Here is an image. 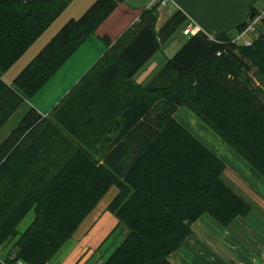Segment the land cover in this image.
<instances>
[{
	"label": "trees",
	"instance_id": "16d2710c",
	"mask_svg": "<svg viewBox=\"0 0 264 264\" xmlns=\"http://www.w3.org/2000/svg\"><path fill=\"white\" fill-rule=\"evenodd\" d=\"M69 0H0V129L92 35L122 0H94L14 76L2 78ZM158 3L111 41L46 114L30 107L0 141V247L7 264H47L108 190L106 210L127 233L102 264H172L192 223L220 225L249 205L221 178L226 167L176 120L185 106L264 177V18L233 42L256 11L209 39L198 32L145 84L134 75L179 27L180 10L156 29ZM31 223L17 234L30 211ZM15 238L12 244V240ZM14 254V259L9 256Z\"/></svg>",
	"mask_w": 264,
	"mask_h": 264
},
{
	"label": "crops",
	"instance_id": "0c3cea01",
	"mask_svg": "<svg viewBox=\"0 0 264 264\" xmlns=\"http://www.w3.org/2000/svg\"><path fill=\"white\" fill-rule=\"evenodd\" d=\"M93 1L69 0L60 15L2 74L4 81L11 83L14 76L64 23L70 18L81 16ZM254 1L170 0L166 5L158 6L156 29L162 26L172 11L181 10L186 18L196 22L202 31L219 33L244 21ZM154 3H156L155 0H122L117 3L112 12L98 25L95 32L87 37L62 64L56 72L59 73V76L55 78L56 80L50 78L48 79L51 81L49 83L57 85V88L62 85V90L65 91L102 55L106 49L103 37L109 38L111 41L116 40L124 30L138 19L143 9ZM48 81L42 87H46ZM52 81H55L56 84ZM64 82H68V84L63 87V84H66ZM47 100H49L48 97L42 102L36 96L25 99L7 121L16 117L13 122L18 123L30 107H34L41 114H46L51 109V105H47ZM8 132L9 129H6L0 135V141ZM223 161L226 167L221 175L222 180L249 205V211L245 215L236 216L226 226L220 225L208 214L200 216L192 223L191 234L186 237L176 251L168 255V260L172 264H231L234 261L245 264H264V177L233 151L224 155ZM95 211L97 210H93L82 221L80 227L86 226L85 229H87L91 221L87 223L86 221L91 215V220L97 219L96 223L104 212H108L102 207L98 209L97 213ZM105 216L110 218L111 224L116 225L117 220L110 212L109 214L106 213ZM92 227L90 226V229ZM109 253L106 252L105 258ZM81 255L82 258L77 264H82L87 252H56L49 262L50 264H73ZM104 260H101L99 264H102Z\"/></svg>",
	"mask_w": 264,
	"mask_h": 264
},
{
	"label": "rangeland",
	"instance_id": "374dc122",
	"mask_svg": "<svg viewBox=\"0 0 264 264\" xmlns=\"http://www.w3.org/2000/svg\"><path fill=\"white\" fill-rule=\"evenodd\" d=\"M155 1L156 3L154 4H157V0ZM169 2L170 0H168L167 3ZM158 6H162V5H158ZM253 6L256 8V11L257 9L258 10L264 9V0H255L253 2ZM250 15H253L252 16L253 18L255 16V13L253 12ZM186 22L187 24L185 25V27L188 24H192L193 28L197 29L196 30L197 32H195L194 34L198 32H203L206 34V36L209 39L214 38V35H213L214 33L202 31L201 27L196 22H194L192 19H187ZM184 28L183 27L177 28L173 32V34L161 44L159 50L156 51L154 57H152L148 61V63L145 64L142 67V69H140L134 75V79L137 82H141L143 84L147 83L150 77L159 68L162 67V65L165 62V58L172 56L179 49V47L183 44V42L187 38V36L182 35V30ZM253 36H256L255 32L254 34L253 33L247 34V37L249 38H252ZM56 76H59V73H55L52 77H50L51 80H56L55 79L57 78ZM77 81L78 80L73 82L65 91L62 90V85L59 86V88H57V85H53L52 83H49L51 81H48L46 87H41V89H39L33 96H36V98H38V100H41L42 102L45 101L48 97L49 100H47V105L49 106L51 105L50 107H52L69 90V88L73 86ZM52 82L56 84L55 81H52ZM67 84L68 82L66 84H63V87L64 85H67ZM174 116L176 120H178L190 132H192L201 141H203L208 147H210L221 158L224 159V155H227L228 153L232 151L234 152V150H232L210 127H208L203 121L199 120L195 116V114L191 112L185 106L179 107L175 111ZM15 119H11V121H7V123L4 124V126L0 129V135L3 134L6 129L7 130L9 129L10 131L13 128V126L16 125L15 123L17 122L15 123L13 122ZM115 193H116V187L112 186L108 190V192L104 195V197L100 200V202H98V204L96 205L97 207H95L93 210L98 211V209L101 207L103 208V210H106V207L109 201L113 198ZM97 211L95 212L97 213ZM106 213L109 214V211L104 212V214L100 216L99 220L96 223L95 221L97 219L94 221L91 220L92 215L88 217L86 223L89 221L91 222H90V225H88L87 229H85L86 226L80 227L79 225L78 227L79 229H77L74 232V234L68 240L64 242V244L61 246V248L57 252H87V255L84 259L85 261L82 264L84 263L99 264L101 260L105 259L106 252H111L121 242V240L125 237L127 233L126 227L118 223V221L116 225L114 224L115 226L111 224L110 218L105 216ZM112 216L115 217L113 214ZM33 218H34V211L32 209L23 217V219L17 225L16 236L25 230V228L31 223ZM90 226L91 227L93 226V227L90 229ZM14 240L15 238L12 240L10 244H12ZM87 257L88 259H86ZM81 258H82V255L77 260H75L73 264H77ZM47 264H50V262H48Z\"/></svg>",
	"mask_w": 264,
	"mask_h": 264
},
{
	"label": "built area",
	"instance_id": "2783aa9c",
	"mask_svg": "<svg viewBox=\"0 0 264 264\" xmlns=\"http://www.w3.org/2000/svg\"><path fill=\"white\" fill-rule=\"evenodd\" d=\"M168 2V0H157L158 5H165ZM255 13V16L252 18V20L250 21V23L243 29L241 30L239 33L235 34V36L233 37V42H239L245 45L250 44V38L247 37V34L253 30L254 26L256 23H258L261 19L264 18V9H257ZM197 29L193 28L192 24H188L183 30H182V34L183 35H192L194 34ZM2 249L0 247V264H7L4 260V256L2 255ZM10 259H14V254H11L9 256ZM15 264H23L21 260L17 259L14 260ZM231 264H245L239 261H234Z\"/></svg>",
	"mask_w": 264,
	"mask_h": 264
},
{
	"label": "water",
	"instance_id": "95a60500",
	"mask_svg": "<svg viewBox=\"0 0 264 264\" xmlns=\"http://www.w3.org/2000/svg\"><path fill=\"white\" fill-rule=\"evenodd\" d=\"M253 15H250V17H252Z\"/></svg>",
	"mask_w": 264,
	"mask_h": 264
}]
</instances>
